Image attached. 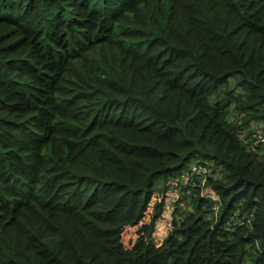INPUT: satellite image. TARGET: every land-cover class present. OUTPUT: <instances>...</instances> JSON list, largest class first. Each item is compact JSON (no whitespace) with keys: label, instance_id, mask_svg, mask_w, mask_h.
<instances>
[{"label":"trees","instance_id":"trees-1","mask_svg":"<svg viewBox=\"0 0 264 264\" xmlns=\"http://www.w3.org/2000/svg\"><path fill=\"white\" fill-rule=\"evenodd\" d=\"M263 120L264 0H0V264H264Z\"/></svg>","mask_w":264,"mask_h":264},{"label":"built area","instance_id":"built-area-1","mask_svg":"<svg viewBox=\"0 0 264 264\" xmlns=\"http://www.w3.org/2000/svg\"><path fill=\"white\" fill-rule=\"evenodd\" d=\"M240 139L244 141L245 143H248L249 141H252L251 148L254 149V147L258 145H264V120L260 121L259 123H255L251 127V131L249 133L243 132L240 134ZM190 174L194 175L200 182L201 185L205 183V178L208 175V169L204 166H199L196 163L193 164L190 167ZM180 187L175 186L173 190H179ZM209 198H211L214 201L213 204V211L216 213L218 204L217 197H214L213 195H205Z\"/></svg>","mask_w":264,"mask_h":264},{"label":"rangeland","instance_id":"rangeland-1","mask_svg":"<svg viewBox=\"0 0 264 264\" xmlns=\"http://www.w3.org/2000/svg\"><path fill=\"white\" fill-rule=\"evenodd\" d=\"M195 163L196 162L191 161L188 164V167H191ZM172 183H171L172 187L166 190V195H168V197L165 200L163 217L159 221H157V224H156L155 233H154V239L156 242L163 241V238L165 237L167 230L170 228V222L172 219L171 214L173 213V210L176 206V201L178 197H183L182 186L180 187L179 190H173V188L175 187V183L173 184ZM178 204L181 206V209H190V206H188L185 201L180 202Z\"/></svg>","mask_w":264,"mask_h":264}]
</instances>
